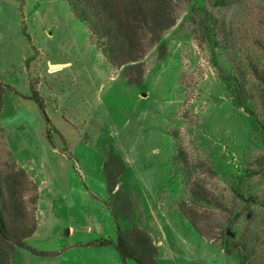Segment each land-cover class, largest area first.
<instances>
[{
    "label": "rangeland",
    "instance_id": "1",
    "mask_svg": "<svg viewBox=\"0 0 264 264\" xmlns=\"http://www.w3.org/2000/svg\"><path fill=\"white\" fill-rule=\"evenodd\" d=\"M232 1L172 0L118 67L65 0H0V177L37 252L0 234V264H122L118 231L146 264H264V0Z\"/></svg>",
    "mask_w": 264,
    "mask_h": 264
},
{
    "label": "trees",
    "instance_id": "2",
    "mask_svg": "<svg viewBox=\"0 0 264 264\" xmlns=\"http://www.w3.org/2000/svg\"><path fill=\"white\" fill-rule=\"evenodd\" d=\"M65 1L70 5L74 16L87 23L91 39L101 44L100 50L103 57L118 67L139 60L145 45V32L149 34V42L151 44L158 43L162 53L164 45L161 42V34L175 20L172 0ZM209 1L217 7H225L233 2L232 0ZM262 18L259 21L264 25ZM96 39H102L103 41L100 42ZM249 68L264 84V68L255 64H249ZM244 85L243 82L239 83L238 89L243 91ZM236 97L238 103L242 105V94L237 93ZM32 100L45 118L47 134L50 135V132L56 131V128L45 112L42 97L36 91H32ZM10 187L11 184L7 181V178L0 177V234L3 238L13 240L16 245L32 253H37L23 240L31 234L30 231L26 230L27 225H25L23 214H12L11 204L16 201L17 194ZM13 187L15 186L13 185ZM194 214V211H191V223L201 235H206L202 228L198 226ZM115 247L122 264H126L127 259H133L139 264H146L136 247L120 231L117 232ZM226 252L231 254L233 250L232 248H226ZM241 256L244 264H248L247 257L242 252Z\"/></svg>",
    "mask_w": 264,
    "mask_h": 264
}]
</instances>
